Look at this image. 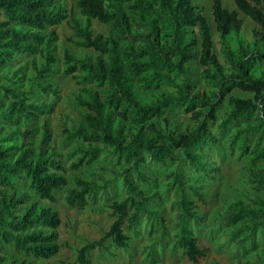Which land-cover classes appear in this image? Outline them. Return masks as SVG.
I'll use <instances>...</instances> for the list:
<instances>
[{"label":"trees","instance_id":"16d2710c","mask_svg":"<svg viewBox=\"0 0 264 264\" xmlns=\"http://www.w3.org/2000/svg\"><path fill=\"white\" fill-rule=\"evenodd\" d=\"M57 1L0 0V16H4L0 20V66L12 63L17 57L40 53L42 64L39 67L34 64L37 78L45 79L57 73L59 61L52 47L55 35L42 32L67 18L62 10H58ZM114 1L113 6H108L105 0H77L80 13L87 18L84 27L73 19V28L81 39L77 45L92 48L99 54L94 59L91 56L79 59L66 51L63 60V75L71 76L76 83L108 87L105 98L100 90L87 88L83 89L87 97L78 95L75 99V104L85 108L86 113L77 127L66 129V139H78L85 144L77 146L68 154L67 158L71 161L69 168L77 170L92 164L104 150L111 151L118 160L128 165L122 172L124 196L110 204L115 219L99 241L88 243L79 250L78 259L82 264H91L87 259L88 250L97 247L103 250H109L110 247L127 248L131 236L126 233V228L133 235H140L143 226L152 234L161 231L149 254L155 255L157 251L163 253L164 239L169 234L166 222L158 212L149 211L154 196L146 195L139 187V184L148 183L151 178L148 165L176 161L178 166H184L185 161L186 166L182 168L189 174L214 181L217 175L213 165L221 164L224 155L219 140L226 137L231 128L252 120L258 112L264 115V0H233L237 10H229L223 5V0H212L213 19L222 38L241 30L243 20L239 12H242L260 26V30L254 31L260 45L250 55L233 58L237 73L224 80L219 90L209 97L190 95L193 78L187 67L195 58L199 57L200 64L205 66L204 75L207 78L214 77L215 71H222L214 52L210 26L195 0ZM137 17H144L147 22L150 34L147 49L135 51L133 47H127L122 51L118 40L131 37L132 21ZM92 19L112 23L116 33L109 37L95 35ZM161 20L173 36V46L164 51L173 62L157 56ZM22 26L28 28L23 30ZM195 28H198L201 38L200 53L194 36ZM165 70L172 71L175 76L165 73ZM253 73L261 75L251 78ZM179 74L184 76L176 94L172 93L150 106H139L134 102V79H139L145 87H158L170 83ZM234 88L252 92L254 98L229 96L227 100L231 109L222 125L215 129L217 113ZM42 89L59 98V92L51 84ZM0 90L5 96L19 99L18 94L8 86L2 85ZM53 106V102H31L24 95L17 105L13 104L0 112V124L15 123L21 118L38 119L40 115L51 112ZM165 113L190 114L197 126L184 133L166 135L149 123L150 133L140 130L130 142H126L122 121L131 119L142 124ZM116 117L120 119L117 123ZM27 133H23L24 139ZM263 139L264 119L258 125H249L237 131L227 140V144L231 153L238 149L240 156H246L255 153ZM48 143L49 136L44 131L39 150L33 153L24 149L16 159H13L9 150L0 148V189L13 191L24 185L39 200L52 204L58 201L57 193L64 191L65 204L70 208H83L90 201H97L109 195L110 191L113 193V180L102 179L100 183L80 176L75 177L73 187L64 189L68 183L64 175L67 167L61 154L53 152ZM258 155L264 156V149ZM180 174L178 171L173 180L175 193L171 206L177 215L172 235L173 250L181 251L189 260L197 262L208 254V249L200 247L198 242L205 228V219L198 211V203L204 202L205 193L200 186H184ZM246 219L250 221L249 224ZM240 222V226L230 236V241L236 247L246 249L253 244L256 236L258 240L264 241V201L261 200L256 208L242 203L232 206L225 216V223L231 226ZM60 224L57 210L38 201L28 204L24 194L0 204V228L3 230L0 240H8L26 257L49 259L56 255L60 249L57 230ZM107 240L110 244L105 247L104 242ZM2 260L0 257V264Z\"/></svg>","mask_w":264,"mask_h":264},{"label":"rangeland","instance_id":"374dc122","mask_svg":"<svg viewBox=\"0 0 264 264\" xmlns=\"http://www.w3.org/2000/svg\"><path fill=\"white\" fill-rule=\"evenodd\" d=\"M76 2L77 0H58V10H62L67 18L56 26L42 30L44 34L53 33L55 35L56 39L52 47H54L55 55L59 61L56 66L57 73L45 79L37 78L34 64L38 67L42 64L43 58L40 53L33 56L17 57L12 63L0 66V86L10 87L19 96V99H14L12 96H5L3 90H0V112L12 107L13 104L17 105L24 95L31 102L54 103L53 110L40 115L38 119L25 120L21 118L15 123L0 124V148L9 150L13 159H16L24 149L36 153L41 146L44 131H46L49 136L47 145L52 148L53 152L61 154L62 161L67 167L64 175L68 178V183L64 189L73 187L75 177L80 176L83 179L95 180L100 183L102 179L113 180L112 190L114 191L98 198L97 201H90L83 208H70L65 204L64 191L57 193L58 201L52 204L39 200L24 185L13 191L0 189V204L8 202L11 197L17 199L24 194L28 204L38 201L42 205L51 206L59 212L61 218V224L57 229L60 249L56 255L49 259L26 257L23 253L18 252L14 245L8 243V240H0L2 264H82L78 259L79 250L84 245L99 241L104 236L115 219L110 204L124 196L122 172L128 165L124 164L123 160H118L111 151L104 150L101 157L90 165H84L77 170L69 168L71 161L67 158L68 154L77 146L85 144L78 139L71 141L66 139V129L77 127L86 113L85 108L75 104V99L78 95L87 97L88 94L84 91L87 88L100 90L103 98L108 90L107 86L99 88L96 84H78L71 76H65L62 73L66 51L79 59L86 56H91L94 59L99 54L92 48L77 45L81 39L75 33L73 19L78 20L81 27H84L87 18L80 13ZM114 2V0H105L108 6H113ZM195 4L210 26L214 52L222 71L221 73L215 71L214 77L207 78L204 75L205 66L200 64L199 57L195 58L187 67L193 78L190 95L202 94L209 97L213 92L219 90V85L224 80L237 73L233 58L250 55L253 49L260 45L259 39L254 35L255 30H260V26L244 13L239 12V16L243 20L241 30L222 38L213 19L212 0H195ZM223 5L229 10H237L233 0H223ZM2 19L4 16L1 15L0 20ZM91 24L95 35L103 34L104 37H109L116 33L112 23H102L92 19ZM159 27L160 35L156 45L157 56L162 60L173 62V59H169L164 54L166 49L173 46V36L162 20L159 22ZM27 28V26H22L23 30ZM130 32L131 37L118 40L121 50L123 51L127 47H133L135 51L147 49L150 34L144 17H137L134 22L132 21ZM194 36L200 53L201 38L198 28L194 29ZM103 57L108 58L107 55H103ZM164 72L175 76L172 71L165 70ZM260 75L253 73L250 77L257 78ZM176 76L170 83L158 87H145L139 79H134L132 88L134 102L139 106H150L172 93L176 94L184 74ZM47 84H51L52 88L59 92L58 99L51 93L43 91L42 87ZM229 96L253 99L254 93L238 88L231 90L217 113V119L214 121L215 129L222 125L231 109L227 100ZM262 116H264L263 113L258 112L252 120L231 128L226 137L219 140L218 144L224 155L221 164L213 165L217 175L214 181L189 174L186 169L182 168L186 166L185 161L183 162L184 166L183 164L178 166L176 161L148 165L147 170L150 172L151 178L148 183L139 184V187L146 195L154 196V202L149 206V211L158 212L166 222L165 226L169 234L164 239L163 253L157 251L155 255L149 254L161 231L152 234L143 226L140 235H133L126 228V233L131 236L127 248L110 247L109 250H103L101 247H97L88 250L86 252L88 261L91 264H264V241L258 240V236H256L253 244L248 245L246 249L238 248L230 241V236L243 220L231 226H227L225 223V216L232 206L242 203L244 206L256 208L261 200L264 201V156L258 155L264 149V139L255 153H249L246 156H240L238 149L231 153L227 144V140L237 131L249 125H258L264 119ZM118 121L120 119L116 117V123ZM122 122L126 142H130L140 130L144 129L150 133L149 123L166 135L184 133L197 126V122L190 114L184 113L178 115L165 113L162 116H154L142 124H137L131 119ZM25 131L29 133L24 139ZM255 142L256 137L253 139V146ZM178 171L181 172L180 176L184 186L197 185L205 193L204 202L198 203V211L205 219V228L198 242L200 247L208 249V254L197 262L189 260L181 251L173 250L172 235L177 223V215L171 204L175 193L173 180ZM246 222L250 223L248 219ZM1 233L3 230L0 228ZM109 244V240L104 242L105 247Z\"/></svg>","mask_w":264,"mask_h":264}]
</instances>
